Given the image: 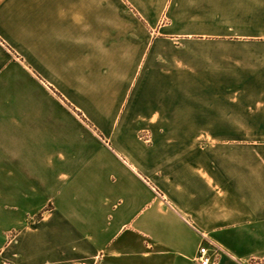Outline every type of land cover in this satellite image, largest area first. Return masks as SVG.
Segmentation results:
<instances>
[{
	"label": "crops",
	"instance_id": "0c3cea01",
	"mask_svg": "<svg viewBox=\"0 0 264 264\" xmlns=\"http://www.w3.org/2000/svg\"><path fill=\"white\" fill-rule=\"evenodd\" d=\"M204 242L264 257V0H0V261Z\"/></svg>",
	"mask_w": 264,
	"mask_h": 264
},
{
	"label": "built area",
	"instance_id": "2783aa9c",
	"mask_svg": "<svg viewBox=\"0 0 264 264\" xmlns=\"http://www.w3.org/2000/svg\"><path fill=\"white\" fill-rule=\"evenodd\" d=\"M221 259V250L214 248L209 245L207 242H204L199 250V255L197 260L200 264H218V261ZM248 264H264V257H253L249 260Z\"/></svg>",
	"mask_w": 264,
	"mask_h": 264
},
{
	"label": "rangeland",
	"instance_id": "374dc122",
	"mask_svg": "<svg viewBox=\"0 0 264 264\" xmlns=\"http://www.w3.org/2000/svg\"><path fill=\"white\" fill-rule=\"evenodd\" d=\"M14 234L12 233H7V234H4L3 236V241H9L11 239V237L13 236ZM0 264H8L7 262H3L2 260L0 261Z\"/></svg>",
	"mask_w": 264,
	"mask_h": 264
}]
</instances>
